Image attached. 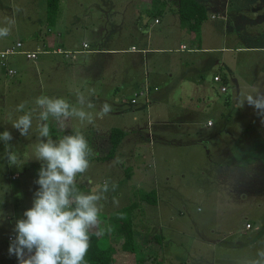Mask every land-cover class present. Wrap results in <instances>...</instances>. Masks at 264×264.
Here are the masks:
<instances>
[{
  "label": "rangeland",
  "instance_id": "rangeland-1",
  "mask_svg": "<svg viewBox=\"0 0 264 264\" xmlns=\"http://www.w3.org/2000/svg\"><path fill=\"white\" fill-rule=\"evenodd\" d=\"M129 1L131 0H61L56 19L47 22L45 20L46 14L48 16L47 0H37V2L0 0V27L9 26L8 21H14L10 25V34L0 37V42L4 40L10 43L19 39L27 42L29 36L45 31L52 43L66 38L68 43L75 45L83 41L91 43L93 39L109 40L125 37L126 29L135 20L138 21V25L147 21L142 25L146 35L162 31L165 25L171 22L165 11L162 12L168 0H135L132 4ZM243 2L242 5L250 7L253 0H243ZM130 6L132 9H129ZM149 6L154 7V13L159 12L162 19V23L153 28L149 25V22L154 23L153 13L146 9ZM33 29L35 32H32ZM172 29L176 37V30L173 27ZM171 35L174 37L173 34ZM107 45L111 46L113 43ZM152 45L156 46L158 43L154 42ZM73 47L67 46L71 49ZM48 58L57 59L56 56ZM100 58L107 57L99 56L94 60L93 72L87 71L85 65L80 70L76 69L75 65H66L67 62L63 60L48 61L45 66L35 67L40 64L28 60L24 55H16L11 59L18 73L13 76L0 73V80L6 83V86H0V132L5 128L12 132L14 139L8 147L19 157L17 167H9L4 158L5 146L0 142V264H18L15 256L9 255L8 237L13 234L12 228L16 219L31 206L33 192L38 187L34 184V180L40 164L32 158L33 147L38 142L37 112H33V127L29 136L21 137L11 128L12 121L23 114L16 111L17 105L24 102L25 111H28L35 108L36 97L54 95L53 91H50L52 86L47 84L48 80L56 79L57 90L60 86V88L65 87V91L61 88L62 92H68L73 86L75 87L80 76L86 79V76L100 72L103 64L102 60L99 61ZM244 58H248L247 55ZM249 58L254 62L262 60L260 56H249ZM0 65L3 66L1 63ZM262 65L263 63H258L256 67H261V70ZM28 75L35 80L29 87L26 83ZM60 79L65 82L58 83ZM19 81L22 84L18 83ZM14 84L24 86V89L16 88ZM34 86L36 90H33ZM253 86L261 90L264 86V78L261 86L255 83ZM56 92L54 96L64 97L75 104L73 96L76 90H70L67 96L62 92L56 95ZM15 96L19 97L15 99ZM227 97L231 105L228 103L229 106L224 109L225 117L223 119L211 117L215 119V128L224 123L233 124V120L244 124L241 143L242 166L239 171L241 177H230V180L225 181L220 179L215 162L206 164L207 174L190 173L186 176L172 174L169 179L167 177L164 179L166 174H162L161 178L156 177L155 174H138L135 171L125 173L124 169L130 165V159L119 157L118 162L117 158L102 162L96 157L104 154V149L101 145L98 149L93 145L90 146L89 142L93 153L91 156L95 157V160L90 163L86 173L77 177V188L87 193L103 181H109V191L104 194L106 198L100 202L102 205L100 227L109 224L112 226V232H105L102 240L104 245H111L115 264H155L162 253L165 254V264H248V261L258 258L259 250H264V195L253 196L251 193L244 198H234L219 194L227 187V182L245 191L264 188V178H258L264 177V122L256 114H250L253 108L246 103L244 107L234 110L233 105L236 103L234 93L231 94L230 91ZM213 99L222 100L217 95ZM101 106V104L98 107L95 105L92 110L97 112ZM231 112L237 116V119L230 118ZM112 120L115 121L112 118L110 123ZM249 121H254L257 127H248ZM59 123L51 118L49 120L51 136L54 140L64 135L75 134L71 126L69 130L61 129ZM106 126V123L103 124L101 129ZM138 135L152 142L147 128ZM226 135L228 136L227 133ZM232 148L235 149V146ZM236 151L238 152L239 148ZM251 155L253 157H250ZM250 158H256V163L246 164ZM115 166L124 169L119 172L118 169L115 170ZM112 182L117 185L115 190L112 189ZM155 188H161L163 200L169 198L170 202L162 200L159 205H151L142 198L143 194ZM114 201H118V205ZM125 208L127 211L124 212ZM122 212L125 219L132 221L136 242L140 244L134 253L125 251L121 247L126 239L119 218ZM248 223L253 225V228L244 235Z\"/></svg>",
  "mask_w": 264,
  "mask_h": 264
},
{
  "label": "crops",
  "instance_id": "crops-1",
  "mask_svg": "<svg viewBox=\"0 0 264 264\" xmlns=\"http://www.w3.org/2000/svg\"><path fill=\"white\" fill-rule=\"evenodd\" d=\"M134 1L129 2L132 4ZM198 1L206 6L209 14L203 21L199 34L182 28L178 13L179 0H168L165 1L162 12L165 11L171 22L166 24L162 31L148 35L142 26L147 21L138 25L135 20L126 29V36L119 39H93L91 43L83 41L71 45L64 38L52 43L44 31L40 32L45 33L42 36L37 33L29 36L27 42L19 39L8 43L2 40L0 51L21 41L23 50L40 53L35 59H28L22 53L10 55L7 65H0V73L10 76L18 73L13 65V58L11 59L16 55H24L28 60L40 64L34 65L35 67L45 66L48 61L63 60L67 62L66 65H75L76 69L80 70L85 65L87 71H95L94 60L97 57H107L99 59L103 63L99 73H92L89 77L86 76V79L80 76L75 87L70 90H76L73 96L75 103L76 94L80 92L83 93L86 103L90 100L98 107L106 102L111 106V111L102 119L96 118L93 124L86 127H80L75 118L59 121L61 129L69 130L71 126L74 133L79 131L87 138L90 146L98 149L101 145L105 152L99 156L107 154L111 148V129L117 127L125 130L127 133L115 156L107 160L117 157L130 159V165L125 169L115 166V170L118 169L119 172L124 169L125 173L135 171L138 174H155L161 178L162 174H166L164 179H169L172 174H207L206 164L215 162L220 179L225 181L230 180V177H241L239 171L242 166L241 143L244 124L233 120V124L223 122L224 124L215 128V119L225 117L224 109L231 105L227 97L230 91L235 94L237 100L240 94L249 91L254 83L261 86L264 78V0H253L250 7L242 5L243 0ZM146 9L154 16V23L149 22L151 28L162 23L161 15L159 12L154 13V7L149 6ZM45 20L49 21L47 14ZM172 27L176 30V37ZM169 37L172 39H168ZM154 42L158 45L153 46ZM84 43L88 46L84 47ZM109 43L113 45H107ZM59 48L75 52V57L53 51ZM245 55L248 58H244ZM49 56H56L57 59L48 58ZM249 56H260L262 60L254 62ZM258 63H263L261 70V67H256ZM10 68L16 70V73L10 74ZM216 75L221 76V84L215 81ZM55 81L56 79L48 80L47 84L52 86L50 91L52 90L54 95L57 91V95L62 92L61 88L65 91V87L59 86L60 91L57 90ZM31 82L35 80L28 75V87ZM59 82L62 84L65 81L60 79ZM18 83L22 84L21 81ZM222 84L226 85V91L221 90ZM0 86H6V83L0 80ZM14 87L24 89V86L17 84H14ZM145 88L148 89L147 95L138 96L137 101L132 102L135 94ZM33 90H36V86ZM261 90L264 91V86ZM68 92L62 93L67 96ZM54 95L52 96L56 97ZM216 95L222 100L213 99ZM233 109L237 110L235 103ZM85 110L95 113L92 109ZM251 113L256 114L254 110H251ZM230 114V118L237 119L235 114ZM112 118L115 121L110 123ZM209 121H212V124H209ZM253 122L249 121L247 126L254 128ZM105 123L107 126L101 129ZM146 128L152 142L138 135ZM234 146L235 149L232 148ZM93 159L95 160V157L90 163ZM252 163H256V158L246 161V164ZM237 188L227 182V187L219 194L234 198H244L251 193L253 196L264 195V188H252L250 191ZM153 190L157 193V202L150 204L159 205L163 200L162 189ZM164 200L170 202L169 198ZM252 228L253 225L246 227L244 235ZM160 255L155 264H165V254Z\"/></svg>",
  "mask_w": 264,
  "mask_h": 264
},
{
  "label": "clouds",
  "instance_id": "clouds-1",
  "mask_svg": "<svg viewBox=\"0 0 264 264\" xmlns=\"http://www.w3.org/2000/svg\"><path fill=\"white\" fill-rule=\"evenodd\" d=\"M0 27V37L10 34V25ZM245 103L253 108L264 122V91L252 86L237 98L235 108ZM35 108L25 111L24 102L17 105L22 112L11 123L21 137H28L33 127V112H37L36 132L38 142L34 145L32 158L40 164L34 184L31 206L16 219L8 252L15 256L18 264H85V256L90 247V234L103 236L111 233L112 226L100 227L101 201L109 191V181L96 185L85 193L77 188V177L90 168L89 157L93 154L87 138L79 131L64 135L58 140L51 136L50 118L63 121L75 118L80 127L93 124L96 118L102 119L111 111L108 103L93 113L95 105L85 102L83 93L77 92L76 103L64 97L40 95L34 100ZM79 105V106H78ZM14 139L12 132L5 128L0 132V142L5 146L4 158L9 167L19 163V157L8 145ZM119 157H117V162ZM117 185L112 182V189ZM118 205V201H114ZM119 218L123 219L121 213ZM248 264H264V250Z\"/></svg>",
  "mask_w": 264,
  "mask_h": 264
},
{
  "label": "trees",
  "instance_id": "trees-1",
  "mask_svg": "<svg viewBox=\"0 0 264 264\" xmlns=\"http://www.w3.org/2000/svg\"><path fill=\"white\" fill-rule=\"evenodd\" d=\"M61 0H47L48 20L53 22L60 11ZM179 19L182 28L189 32L199 34L201 25L209 14L206 6L198 0H179ZM126 131L114 127L110 131L109 139L111 141V148L108 153L99 156L100 160H108L115 156L118 146L126 135ZM92 156L89 160H92ZM142 198L151 204H156L157 193L155 190L143 194ZM136 205V204H135ZM127 208L124 209V212ZM123 214V212H122ZM121 219V218H120ZM122 229L126 234V239L123 241L121 247L123 250L134 253L140 244L136 242V235L132 221L125 219L123 216ZM85 264H115L114 257L111 252V245H104L102 236H97L93 233L90 234V247L85 256Z\"/></svg>",
  "mask_w": 264,
  "mask_h": 264
},
{
  "label": "built area",
  "instance_id": "built-area-1",
  "mask_svg": "<svg viewBox=\"0 0 264 264\" xmlns=\"http://www.w3.org/2000/svg\"><path fill=\"white\" fill-rule=\"evenodd\" d=\"M156 21L158 22L159 20L157 19ZM83 46L84 47H87L88 44L87 43H84ZM53 51L54 52H59V53H66L67 56L75 57V54H74L75 52L66 51V50H63L61 48L54 49ZM18 53L24 54L28 59H35V58H37L38 53H40V51H27V50H23V42L18 41L16 44H13L10 47H8L7 49L0 51V63L3 66H6L7 65V58H8V56L13 55V54H18ZM8 71H9L10 74L16 73V70L11 69V68ZM214 79H215L216 82H219L220 84L222 83L221 76L216 75L214 77ZM147 90L148 89L145 88L144 90H141V91L137 92L135 94V98L132 99V102L135 103L137 101V97L138 96L147 95ZM221 90L222 91H226L227 90L226 85H223L222 84ZM209 124H212V121H209ZM250 227H251V224L248 223L247 224V228H250Z\"/></svg>",
  "mask_w": 264,
  "mask_h": 264
}]
</instances>
